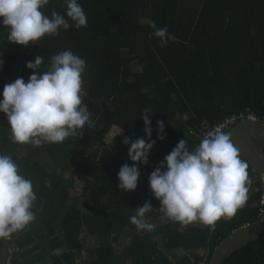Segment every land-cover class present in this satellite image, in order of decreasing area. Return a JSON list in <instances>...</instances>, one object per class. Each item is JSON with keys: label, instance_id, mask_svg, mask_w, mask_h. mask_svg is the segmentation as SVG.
Returning a JSON list of instances; mask_svg holds the SVG:
<instances>
[{"label": "trees", "instance_id": "trees-1", "mask_svg": "<svg viewBox=\"0 0 264 264\" xmlns=\"http://www.w3.org/2000/svg\"><path fill=\"white\" fill-rule=\"evenodd\" d=\"M78 2L87 16L86 27L73 25L27 46L9 43L8 29L0 25V58L4 61L0 93L17 78L27 82L34 71L26 64L38 56L43 57L38 73L46 72L51 58L65 50L86 61L82 104L93 120L76 136L60 144L51 143L54 165H30L29 160L22 163L21 146L32 144L13 143L7 116L0 113V154L10 155L20 174L32 181L37 195L35 215L49 225L50 235L55 236L58 223L67 236L69 252L55 257V263L76 264L84 253L83 230L99 244L90 249L93 260L87 264L130 260L133 264H199L207 255L210 262L224 239L264 215V187L247 158L240 155L248 163L255 191L232 219L218 220L214 231L206 226L168 222L140 236L130 217L150 202L152 209L146 213V220L152 223L161 219V205L152 195L149 176L181 139L192 151L200 143L197 132L204 127L213 128L240 113L264 119V0ZM53 11L66 14L65 0H49L42 9L49 18ZM152 22L156 28L166 27L175 39L162 47L152 35ZM145 113L150 115L156 143L148 164L138 165L137 189L128 192L118 187L120 167L133 163L124 140L148 141L142 119ZM158 121L165 125L162 141L157 139ZM108 139L112 142L106 144ZM36 147L45 149L43 142ZM58 169L57 174L54 171ZM67 172L73 179L63 176ZM84 197L95 200L83 208L69 206ZM127 230L135 240L119 256L114 253V244ZM19 235H12L21 248L13 264H31L28 256L36 249L23 252L25 239ZM154 236L161 240L155 241ZM4 246L7 248L8 242ZM175 250L182 251V256H172ZM222 264H264V233L232 251Z\"/></svg>", "mask_w": 264, "mask_h": 264}, {"label": "clouds", "instance_id": "clouds-1", "mask_svg": "<svg viewBox=\"0 0 264 264\" xmlns=\"http://www.w3.org/2000/svg\"><path fill=\"white\" fill-rule=\"evenodd\" d=\"M48 3L49 0H0V25L8 29V42L27 46L37 43L45 35H59L61 29L68 30L73 25L77 29L87 26V16L78 0H65L66 14L53 11L51 18L42 12ZM151 27L154 29L152 35L160 40L162 47L175 39L168 34L166 27L156 28L155 22ZM42 63V56L27 62L26 67L34 71L28 81L17 78L6 84L0 93V113L7 116L13 143L60 144L76 136L89 121L87 107L82 104L86 61L65 50L51 58L46 72L38 73L37 68ZM3 64L0 58V69ZM149 117L147 113L142 116L148 141L138 138L131 143L128 157L133 163L123 164L118 172V187L124 191L137 189L138 165L148 164L149 154L156 143L152 139ZM247 120L238 122L228 131ZM129 139L125 138L124 143L128 144ZM157 139H165L163 121L157 122ZM247 169V161L240 158V149L220 126L209 131L192 151L181 139L149 176L152 195L161 205L159 220L182 226H206L214 231L218 220L232 219L247 202L252 184ZM258 179L262 182L260 175ZM36 201L32 181L20 174L10 155L0 154V240L3 244L5 239L35 220ZM151 209L150 202H145L130 217L137 232L152 231L153 224L159 221L151 223L146 220V213Z\"/></svg>", "mask_w": 264, "mask_h": 264}, {"label": "crops", "instance_id": "crops-1", "mask_svg": "<svg viewBox=\"0 0 264 264\" xmlns=\"http://www.w3.org/2000/svg\"><path fill=\"white\" fill-rule=\"evenodd\" d=\"M43 145L45 149H40L34 145H22L21 146L23 149L22 154L25 157L22 163H25L26 160H29L30 165L32 163H38L43 166L54 165V158L53 155L51 154L52 151L49 150V146L51 145V143L43 142ZM29 153H32L33 156L30 157V155H28ZM49 159H51L52 162H49L48 161ZM54 172H57L58 174L59 169ZM63 176L66 178L73 179V174L71 172H67L63 174ZM53 184L55 185V183ZM52 188L54 189V192H59L60 190L59 188H55L53 186ZM254 191L255 188L253 186L250 187L248 195L253 193ZM84 198H95V197H84ZM84 198L77 199L76 201L70 203L69 206H72V208H83L87 204L89 205L92 204V202H82V199ZM54 229L56 231V234L53 237L49 233V225L43 221V218L36 217L35 220L32 223H30L24 230L15 233L17 235L19 234L22 235V237H24L25 239L24 241L26 247L23 252L27 253V251L29 252L32 248L36 249L34 250L33 253H31L28 256V261H31V264H56L55 257L69 252L68 248H66L67 236L65 234V231L58 223L57 225L54 226ZM139 233L140 236H145V234H147L144 231ZM56 239L57 242L55 241ZM81 239L84 240L85 248H84V253L81 256H79L76 264H87L89 261L93 260V257L90 256L89 254L90 249L97 247L99 244L97 242V238L89 237L88 232L86 230L82 231ZM31 240H33L32 243L29 242ZM134 240H135V236L133 235L131 230L126 231L124 234L121 235L119 241L114 244V253L120 256L125 252L127 247H130L134 243ZM154 240L158 241L155 236H154ZM55 250H56V254L58 255L53 256ZM170 254L174 257L179 258L180 256H182L183 252L180 250H175L172 251ZM5 258H6V247L3 244L2 246H0V264L4 262ZM127 263L133 264L131 260L127 261Z\"/></svg>", "mask_w": 264, "mask_h": 264}, {"label": "water", "instance_id": "water-1", "mask_svg": "<svg viewBox=\"0 0 264 264\" xmlns=\"http://www.w3.org/2000/svg\"><path fill=\"white\" fill-rule=\"evenodd\" d=\"M240 155L247 158L252 168L259 173L264 187V124L247 120L236 125L230 132ZM264 233V215L252 224L234 231L216 248L210 264H222L234 250L258 239ZM3 240H0V246Z\"/></svg>", "mask_w": 264, "mask_h": 264}, {"label": "built area", "instance_id": "built-area-1", "mask_svg": "<svg viewBox=\"0 0 264 264\" xmlns=\"http://www.w3.org/2000/svg\"><path fill=\"white\" fill-rule=\"evenodd\" d=\"M246 119L264 123V119L257 117L253 113H246V114L240 113L238 115L231 116V117L227 118L223 123L218 124V125L214 126L213 128H205L204 127L203 129H201L200 131L197 132L196 136L201 141V139L209 131H212L217 126H220L222 128V130L225 132L226 130L231 129L238 122H240L242 120H246ZM263 201H264V198H263ZM14 238L15 237L11 236L10 238L4 240V242H8V246L6 248L7 249L6 259H5L3 264H13V259H14L15 255L21 253V248L15 244ZM209 263L210 262L208 260V255H207V256L203 257L202 261L199 264H209ZM110 264H125V263H110Z\"/></svg>", "mask_w": 264, "mask_h": 264}, {"label": "rangeland", "instance_id": "rangeland-1", "mask_svg": "<svg viewBox=\"0 0 264 264\" xmlns=\"http://www.w3.org/2000/svg\"><path fill=\"white\" fill-rule=\"evenodd\" d=\"M88 114H89V121L85 124V126H86L87 124H91V123H92V120H93V115L90 114L89 111H88ZM111 142H112V141H111ZM111 142H110V140L108 139V140L106 141V144H109V143H111ZM132 142H134V140H133V141H129V143H128V147H130V145H131ZM48 161H49V162H52L51 159H49ZM61 173H62V172H61ZM49 184H51V180H49ZM251 187H252V184H251ZM94 199H95V198H84V199H82V202H92ZM167 222H169V221H162V220L157 221L155 224H153V225H154L153 230H154L156 227H158L159 225L165 224V223H167ZM153 230H152V231H153ZM152 231H144V232H145V233H150V232H152ZM156 239H157L158 241H160V240H161V237L156 236ZM169 256H170V254H169Z\"/></svg>", "mask_w": 264, "mask_h": 264}]
</instances>
